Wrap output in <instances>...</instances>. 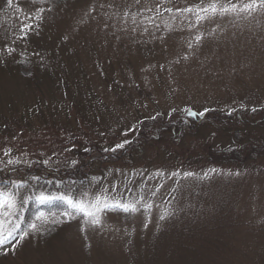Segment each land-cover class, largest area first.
I'll return each instance as SVG.
<instances>
[{
  "label": "rangeland",
  "instance_id": "374dc122",
  "mask_svg": "<svg viewBox=\"0 0 264 264\" xmlns=\"http://www.w3.org/2000/svg\"><path fill=\"white\" fill-rule=\"evenodd\" d=\"M210 2L166 0L156 15L162 0H0V149L32 162L0 164V186L24 181L21 193L34 196L45 191L34 192L30 177L53 181L68 171L75 194L106 188L109 196L143 195L154 204L150 213L105 211L102 227L83 233L79 218L55 209L50 213L64 222L45 225L50 235L42 237V228L15 251L0 247V264H264V154L250 153L264 143V12L198 24L193 14L176 12ZM38 8L42 19L26 20L34 30L16 39L20 21ZM185 109H240L249 121L186 125ZM168 118L176 133L138 138L145 123ZM125 138L131 143L123 149L104 151ZM231 148L250 154L214 158ZM158 169L166 177L150 179ZM173 171L181 176L167 178ZM185 171L196 175L184 178ZM30 201L34 212L24 220ZM30 201L19 211L20 231L45 213L46 205ZM165 209L174 214L160 220Z\"/></svg>",
  "mask_w": 264,
  "mask_h": 264
},
{
  "label": "snow or ice",
  "instance_id": "6c2138e0",
  "mask_svg": "<svg viewBox=\"0 0 264 264\" xmlns=\"http://www.w3.org/2000/svg\"><path fill=\"white\" fill-rule=\"evenodd\" d=\"M35 3L36 0H33ZM43 2V0H41ZM163 2L166 0H162L161 4L156 5V15H160L159 9L162 7ZM9 6L13 4V0H7ZM136 3L139 4L140 0H136ZM45 11L44 8H38L34 13L26 14L25 19L20 21L19 33L16 36V39L24 40L27 38L28 34L34 30V26L32 23H26V20H35L42 19L41 14ZM147 11H153L152 8H148ZM164 11L172 13V8H164ZM176 12L183 15L184 13H191L195 17L196 23H200L204 20L211 19L216 16H225L234 14L236 17H240L242 14L245 17H251L254 13L264 12V0H237V2H232V0H228L227 3H220V0H211L207 5H193L186 6L184 8H177ZM175 18V17H173ZM149 23H154L153 18H148ZM135 23V20H133ZM159 28V25H155ZM190 27L193 25H189ZM147 31V28L145 29ZM197 42L201 40L200 36L196 37ZM15 41H13L14 43ZM191 47V44H189ZM5 51L8 55H12L15 52V48L5 46ZM38 55V53H37ZM184 59H187L185 56ZM252 111H256V108H252ZM175 111V110H173ZM187 114L192 117H203L209 109H204L203 111L193 112L190 109H185ZM231 114V113H229ZM151 119H155V117H151ZM129 131L135 132V128H129ZM126 135V133H125ZM131 141L128 139H124L122 142L116 143L113 147L105 148V152H117L120 149H123L125 145L130 144ZM75 146L69 147L65 149V151L71 152ZM85 151H90L89 149H84ZM2 151L4 157H9L7 160L0 159V164H3L5 168L8 166H16L20 164H24L28 167L32 166V162L27 159H21L19 157L12 158L13 149L11 147L0 149ZM22 155H24L22 153ZM49 159H44L40 161L44 165L49 164ZM78 164V161L72 160L71 165L75 166ZM2 170V169H0ZM16 170L15 168L12 169ZM210 172H217V169H210ZM141 173H138L140 175ZM239 175V173H236ZM184 178L193 177L196 174L192 171L183 172ZM205 176L208 175V172L204 173ZM181 176V173L178 171H173L167 174V178H174ZM157 177L165 178L166 173L162 170H157L150 179H155ZM31 180L39 181L40 177L32 176ZM9 187L0 186V247L9 246L12 251L17 250L21 242L29 237L32 233H41L42 228L44 231H50V229L45 228V225L52 224L58 225L63 223V220H59L55 218L54 213L45 214L43 211H38L36 214V221H40L38 225L35 221L28 224V230H21V224L18 222L21 217L19 216V211L23 207V205L30 200H34L38 205H48L55 202H59L65 205V210L61 213V215L68 220H75L79 218L82 221L80 231L86 232L87 229H100L102 227L101 216L105 211L108 210H119L123 213L133 215L136 213H150L153 208V202L150 200H146L143 195L134 198L133 200L126 201L123 199H118L117 196H109L108 189L104 188L99 193L90 195L88 191H81L79 194H75L72 192L71 188L67 192L60 193L58 195L45 194L41 191L39 194L34 196H25L21 193V189H24L26 184L24 181H4L5 185H9ZM46 183L51 184L53 181H46ZM62 183L61 181H56V184L59 185ZM163 187V184H159L155 190L151 191V196H156L157 192H159L160 188ZM175 191V189H173ZM119 195V194H117ZM158 207V205H157ZM174 213L167 211L160 215V220H165L167 217L173 215ZM147 220V217H146ZM144 227H148V223L144 224ZM30 230V231H29ZM19 231V236H17V232ZM90 247V245H88ZM5 255L8 254L7 251L4 252Z\"/></svg>",
  "mask_w": 264,
  "mask_h": 264
},
{
  "label": "trees",
  "instance_id": "16d2710c",
  "mask_svg": "<svg viewBox=\"0 0 264 264\" xmlns=\"http://www.w3.org/2000/svg\"><path fill=\"white\" fill-rule=\"evenodd\" d=\"M53 1H60L63 2L64 0H53ZM231 113V114H229ZM250 114H253L250 113ZM174 115H177L180 117L179 114L174 113ZM171 117L173 115H170ZM248 114L245 113V116L243 115L242 110L240 109H236L234 111H230L228 113L225 114H218L216 113L214 110H209L205 113V115L203 117H192L189 116L187 117L185 120L187 122L184 123L186 125L188 124H197L200 120L202 121H208L212 124H223V123H230V125L232 124H236L238 125L239 123L243 122L244 120H246V122L249 121V118L247 117ZM170 117V118H171ZM226 120V121H225ZM243 120V121H242ZM145 126L140 129V135L138 138H143L146 140H150L151 138L156 137L157 135H159V132H164V131H172L174 133H176L175 130V126L176 124H172L168 118V120H158L156 119L154 122L152 123H145ZM244 148L241 150L238 149H226V150H222V151H217L214 155L215 159H229V160H240V161H244L246 159L247 156H249L248 154L251 153L252 154H264V143L260 146V148H256V147H252L250 148V153H244ZM243 154V155H242ZM250 155V156H251ZM18 168V167H16ZM20 169V168H18ZM17 170V169H16ZM77 171L73 174L75 177L77 176ZM56 179L53 180V183L48 184L46 183V181L44 179H41L39 181H34L32 182L34 184V192H38L39 190L43 189L45 191L46 194H55L58 192H67L69 190V187L72 188V190H75V186L73 185V183H70L71 180L73 179V177L71 176V173L66 171L65 173L61 174H57ZM74 180V179H73ZM72 180V182H73ZM56 181H61L62 183H60L59 185L56 184ZM55 209L58 210H65V206L63 205H59L57 208H54L53 204L51 205H46V209H44L45 213H50L52 211H55ZM34 212V202L30 201V203L28 204V208L25 212V219L24 220H28L32 213ZM23 230H26L25 227ZM53 232V229L50 231H46L42 237L44 236H48Z\"/></svg>",
  "mask_w": 264,
  "mask_h": 264
}]
</instances>
